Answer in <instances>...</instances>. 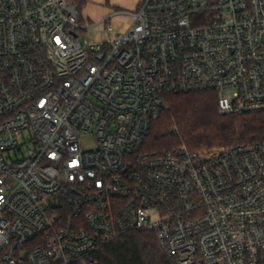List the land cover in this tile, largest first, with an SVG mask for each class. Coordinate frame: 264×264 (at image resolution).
Here are the masks:
<instances>
[{
    "label": "built area",
    "instance_id": "1",
    "mask_svg": "<svg viewBox=\"0 0 264 264\" xmlns=\"http://www.w3.org/2000/svg\"><path fill=\"white\" fill-rule=\"evenodd\" d=\"M128 15L90 41L72 1L0 0V264H94L139 230L174 264H264V142L144 144L171 95L264 112V0H140Z\"/></svg>",
    "mask_w": 264,
    "mask_h": 264
},
{
    "label": "trees",
    "instance_id": "2",
    "mask_svg": "<svg viewBox=\"0 0 264 264\" xmlns=\"http://www.w3.org/2000/svg\"><path fill=\"white\" fill-rule=\"evenodd\" d=\"M70 1V0H69ZM81 13L88 0H71ZM145 140L149 152L190 151L264 142V112L220 115L214 91L171 95ZM175 129V130H174ZM94 264H174L152 232L125 233L93 254Z\"/></svg>",
    "mask_w": 264,
    "mask_h": 264
},
{
    "label": "rangeland",
    "instance_id": "3",
    "mask_svg": "<svg viewBox=\"0 0 264 264\" xmlns=\"http://www.w3.org/2000/svg\"><path fill=\"white\" fill-rule=\"evenodd\" d=\"M137 1L138 0H88L87 5L81 12V23L85 26L82 37L90 41L103 39L102 22L104 19H110L111 26L115 29L130 22L131 19L128 13L135 10V3H137ZM83 147L86 149L92 148L93 141L91 139H85ZM213 149L226 148L215 147L205 150Z\"/></svg>",
    "mask_w": 264,
    "mask_h": 264
},
{
    "label": "crops",
    "instance_id": "4",
    "mask_svg": "<svg viewBox=\"0 0 264 264\" xmlns=\"http://www.w3.org/2000/svg\"><path fill=\"white\" fill-rule=\"evenodd\" d=\"M140 2V0L137 1V3H135V7L137 6V4ZM127 24V23H126Z\"/></svg>",
    "mask_w": 264,
    "mask_h": 264
}]
</instances>
